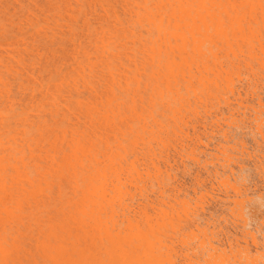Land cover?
Returning <instances> with one entry per match:
<instances>
[{"label":"bare ground","instance_id":"6f19581e","mask_svg":"<svg viewBox=\"0 0 264 264\" xmlns=\"http://www.w3.org/2000/svg\"><path fill=\"white\" fill-rule=\"evenodd\" d=\"M114 1L142 50L72 40L42 67L26 42L0 55V264H264L234 176L246 160L264 180V0ZM215 40L250 46L256 67L212 69ZM242 126L261 155L232 137Z\"/></svg>","mask_w":264,"mask_h":264},{"label":"rangeland","instance_id":"374dc122","mask_svg":"<svg viewBox=\"0 0 264 264\" xmlns=\"http://www.w3.org/2000/svg\"><path fill=\"white\" fill-rule=\"evenodd\" d=\"M131 22L132 19L125 12L124 2L122 1L0 0V55H4L3 49L6 47L19 48L21 46L18 45L20 42H26L29 49L32 46L33 55H27L25 58L36 62L37 57L41 56L43 59L41 62L42 67L45 65L43 62L45 59L50 63L53 62L52 55H55L56 58L67 57L71 52L70 41L72 40L85 43L108 39L115 43L133 41L137 44L135 50H142L143 46L138 43L143 42L146 44L149 42V36L144 28L139 25L134 26ZM40 28L42 31L37 34L36 31ZM132 45V43L128 44L129 47ZM255 46L257 47L256 43ZM249 48L250 46L245 44H234L233 49L236 56H233L228 52L226 45L219 44L215 40L212 50L217 57L205 51L206 55L203 60L212 69L220 67V65H214L215 62H219L224 69L232 67L236 72L247 73L249 71L247 63L251 62L252 66L256 67L255 61L252 62L247 57ZM8 82L9 100L18 105V102L28 98L27 91L20 87L17 80L9 77ZM261 83L260 88L264 92V83ZM25 85L26 83H24ZM261 96L264 98V93ZM232 137L235 141L241 140L244 142L248 152L255 155L262 154L257 150L253 136L249 133L247 127L242 126L241 129L233 131ZM216 142L217 140L214 139L211 143L216 144ZM230 145H234V143L231 142ZM185 165L188 172L184 176H180L179 180L185 188L190 189L197 167L191 161H186ZM242 166L244 169L235 170L234 176L238 182L244 185L248 193L249 202L246 206L247 229L253 231L257 238L261 239L264 236V228H262L264 226V209H262V207L264 208V196L260 199V195L263 192L264 180L257 173L253 162L245 160ZM224 209L225 206L213 203L207 211L211 217L210 222L217 224V220L224 216ZM228 227L233 232L232 226L228 225Z\"/></svg>","mask_w":264,"mask_h":264}]
</instances>
